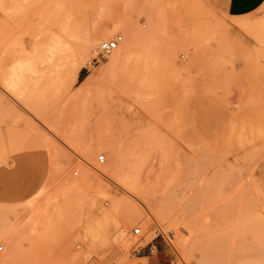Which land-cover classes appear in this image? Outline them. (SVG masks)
<instances>
[{"label":"rangeland","instance_id":"rangeland-1","mask_svg":"<svg viewBox=\"0 0 264 264\" xmlns=\"http://www.w3.org/2000/svg\"><path fill=\"white\" fill-rule=\"evenodd\" d=\"M126 30L119 65L85 68ZM258 44L264 4L0 0V264H264Z\"/></svg>","mask_w":264,"mask_h":264},{"label":"bare ground","instance_id":"bare-ground-1","mask_svg":"<svg viewBox=\"0 0 264 264\" xmlns=\"http://www.w3.org/2000/svg\"><path fill=\"white\" fill-rule=\"evenodd\" d=\"M115 23V28H118L120 26V22H114ZM113 29L112 30H103L102 33L100 34H97V33H86L85 36L82 38V40L79 42V49H80V52L79 54L75 55L74 57V63L78 66V63L79 61H83L85 59V57L87 56V54L92 50V48L94 47V45L96 44L97 40L101 37H104V38H107L108 36L112 35L113 33ZM94 32V31H93ZM149 33V32H147ZM125 34V39L124 41L121 42L122 40V37H121V40L119 42V45L118 47L112 52V54L109 55V61L106 65V68L110 69V68H113L117 65H119V63L126 57L130 54L131 50L133 49V46L134 44L137 42L139 36H141V32L139 31H131V30H126L124 32ZM121 36V35H120ZM124 46L123 48V52L121 51V47ZM168 56V54H166ZM170 55V54H169ZM173 58L174 56L171 55V56H168L167 58L165 57V60H166V63L172 67L173 66ZM103 71V70H102ZM101 72V70H100ZM98 73V72H97ZM73 79L76 80L77 79V68L76 70L73 71ZM93 81V78H89L85 84L89 85L90 83H92ZM91 85V84H90ZM73 136V135H72ZM72 137H70L71 139ZM76 138V137H75ZM74 140V138H73ZM102 142H103V145H104V149L105 147H108L110 144H111V140L109 139V137H104V138H101ZM75 141H78L77 138ZM87 141V140H86ZM96 141V140H95ZM79 142V141H78ZM98 144V143H97ZM83 149V148H82ZM106 151V150H104ZM107 152V151H106ZM120 160V157L119 155L115 154V158L113 160H111L110 157L107 158V161H105V163L101 164V166L103 168H107V165H109V167L111 168L112 166L114 167V165L118 164V162ZM103 173V172H102ZM106 173V172H105ZM123 179V182L125 184L128 185L127 183V178L125 177H122ZM124 185V184H123ZM81 188V187H80ZM44 211V210H43ZM42 212H40L41 214ZM141 216V213L139 212H134L133 213V217L134 218H137V217H140ZM38 217H36L37 219ZM40 220V219H39ZM38 220V221H39ZM121 227V226H120Z\"/></svg>","mask_w":264,"mask_h":264},{"label":"crops","instance_id":"crops-1","mask_svg":"<svg viewBox=\"0 0 264 264\" xmlns=\"http://www.w3.org/2000/svg\"><path fill=\"white\" fill-rule=\"evenodd\" d=\"M220 4L226 16L233 19L256 11L264 4V0H208ZM253 51H264V44H258ZM146 264V262H143Z\"/></svg>","mask_w":264,"mask_h":264},{"label":"built area","instance_id":"built-area-1","mask_svg":"<svg viewBox=\"0 0 264 264\" xmlns=\"http://www.w3.org/2000/svg\"><path fill=\"white\" fill-rule=\"evenodd\" d=\"M121 40L120 35H115L112 38L101 40L97 46L95 54L86 62L85 68L88 70L94 65L98 64L101 60L106 59L112 52L118 47ZM105 161V155L99 154L97 156V162L103 163ZM141 233L140 228L136 227L132 230V234L139 235ZM2 246H0V250Z\"/></svg>","mask_w":264,"mask_h":264}]
</instances>
